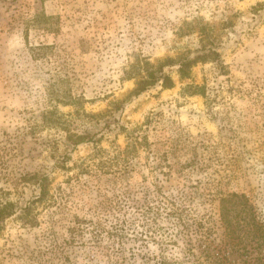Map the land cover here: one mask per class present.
Instances as JSON below:
<instances>
[{
  "label": "rangeland",
  "instance_id": "1",
  "mask_svg": "<svg viewBox=\"0 0 264 264\" xmlns=\"http://www.w3.org/2000/svg\"><path fill=\"white\" fill-rule=\"evenodd\" d=\"M202 25L226 69L135 94ZM232 193L264 216V0H0V264H264Z\"/></svg>",
  "mask_w": 264,
  "mask_h": 264
},
{
  "label": "trees",
  "instance_id": "2",
  "mask_svg": "<svg viewBox=\"0 0 264 264\" xmlns=\"http://www.w3.org/2000/svg\"><path fill=\"white\" fill-rule=\"evenodd\" d=\"M198 31L201 34V45L199 49H197L196 55L194 57H190L188 54H184L180 56L179 59H166L164 62H160L157 65L151 64L149 61H145L143 65H136L132 66V70L128 73L130 77H136L140 76V79L138 81V88L135 91V94H140L146 89L155 86L159 83L162 84L165 88H172L174 86V81L170 74L165 72L166 67H172L174 65H178V73L180 74L181 79H186L190 77L192 68L198 63V62H218L217 64L221 69H226V66H224L220 61V53L218 50L214 47L213 43H209L212 41V33L210 29H207L206 25H202L199 27ZM207 42V43H206ZM193 89V93L199 92L204 94V86H198V87H189ZM116 109H119V105L116 107ZM115 109V110H116ZM72 135H70L71 137ZM75 139V145L83 142V140L86 138L85 136L82 137L80 135H76ZM41 185V190L44 193L45 192V186L42 183H39ZM241 205L243 210L251 211V213L254 211L253 205L250 203L248 197L244 194H238V193H232L228 197H222L221 198V226L223 227V241H224V247L222 253L227 252L230 256H234L235 253L240 252L238 250H233L231 252L227 251L228 249H231V247L236 248L237 244L235 243L234 239L241 236L240 233L238 236L236 235L238 227L240 226V230H246L248 226L255 227V233L254 236L257 235L256 242H259L262 240L264 241V216L261 218H258L256 215H251L250 218L247 216H244L241 219V222L237 223L234 221L233 216L231 214V210L234 208V206ZM18 209V205L14 202H11L6 199L0 200V233L3 230L4 222L16 214ZM253 214V213H252ZM237 236V237H236ZM239 255H241L239 253Z\"/></svg>",
  "mask_w": 264,
  "mask_h": 264
}]
</instances>
